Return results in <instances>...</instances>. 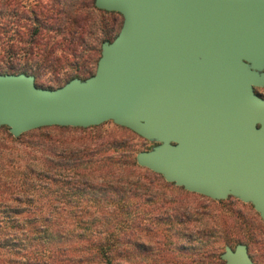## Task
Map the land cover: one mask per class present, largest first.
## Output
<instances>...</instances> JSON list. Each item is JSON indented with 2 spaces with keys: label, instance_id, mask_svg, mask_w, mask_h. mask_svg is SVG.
I'll use <instances>...</instances> for the list:
<instances>
[{
  "label": "water",
  "instance_id": "water-1",
  "mask_svg": "<svg viewBox=\"0 0 264 264\" xmlns=\"http://www.w3.org/2000/svg\"><path fill=\"white\" fill-rule=\"evenodd\" d=\"M122 16L94 73L44 88L0 74V126L18 137L45 126L106 121L156 142L136 162L213 200L251 203L264 222V0H94ZM224 264H253L226 246Z\"/></svg>",
  "mask_w": 264,
  "mask_h": 264
},
{
  "label": "trees",
  "instance_id": "trees-1",
  "mask_svg": "<svg viewBox=\"0 0 264 264\" xmlns=\"http://www.w3.org/2000/svg\"><path fill=\"white\" fill-rule=\"evenodd\" d=\"M115 14L119 13L98 9L94 0H0V74L26 73L36 79L41 66L63 63L72 72L55 87L44 88L60 87L72 78L84 80L95 71L89 67L91 60L96 69L102 43L118 34L121 25L117 26ZM17 63L21 70H16ZM50 128L86 130L45 126L13 137L6 126H0V264H116L115 254L144 252L148 245L137 233L149 230L147 222L132 214L141 204L158 202L154 208L165 207V202L156 200L160 189L155 183L165 187L174 183L139 166V151L129 149L128 137L101 139L95 134L70 140L43 132ZM25 136L27 143L22 141ZM110 149L116 150L115 160L106 154ZM198 197L205 201L198 202L197 209L206 211L190 210L185 217L186 207L178 205L159 210L152 219L164 221L171 229L192 216L195 221L200 216H222L214 211L221 200ZM217 220L202 231L238 223ZM197 234L199 239L211 237ZM228 239L225 235L223 245L212 244L201 256L224 264L218 249L231 247ZM238 243L247 246L242 238H236ZM167 255L172 258L169 251ZM177 263L168 259L154 264ZM126 264L133 263L127 260Z\"/></svg>",
  "mask_w": 264,
  "mask_h": 264
},
{
  "label": "rangeland",
  "instance_id": "rangeland-1",
  "mask_svg": "<svg viewBox=\"0 0 264 264\" xmlns=\"http://www.w3.org/2000/svg\"><path fill=\"white\" fill-rule=\"evenodd\" d=\"M22 1L26 2L27 0ZM114 18L116 19V24L119 27L122 23V16L120 14H115ZM8 41L12 42L13 39L11 38ZM95 56L97 58V54L92 53V57L95 58ZM89 63V67L92 71H94L95 63H93L92 60ZM5 69L6 68H4L3 70ZM21 69V65L17 63L16 70ZM70 72H72V67L64 65L63 63L55 64L52 66H41L39 69H37V76L35 81L41 87H55L56 84L63 82L62 80ZM260 92L262 95H264V87L260 90ZM96 126H99L98 129L92 128L91 126L85 128L86 130H60L57 128H50L44 129L43 132L53 135L55 134L57 136H63L70 140L76 138H92L93 136H95V134H100L101 139L128 137V147L131 150L134 149L135 154L141 150H150L154 145H156V142L146 140L145 138L138 135H134L129 130L123 129L125 127L116 125L112 121H106ZM28 140L29 138H27L26 136L22 138V141L24 143H27ZM106 154H108L109 156H113L112 159L115 160V149H110L106 152ZM155 188L160 189L156 197L157 201H163V203L165 202L163 205L169 209L173 206L175 207L178 205H182L183 207L185 206V217L190 210L194 213L196 210L206 211V209L201 207L197 209L198 202L202 201L204 204L205 201L203 198L198 197L200 194L186 191L185 189L180 188V186H176L175 184L174 186L165 187V185L159 181H157V184L155 183ZM155 205L158 207V202L144 205L141 204L136 209V213L132 214L143 216L142 218L145 220V222H147V229L149 230H142V232L139 231L137 233V236H141L140 240L148 245V248L144 252L142 250H136L129 253H122L120 255L115 254L113 255V258L116 264H126L127 260L133 264H154L155 262L162 263V261H166L168 259L178 261L177 264H215L212 258H203L201 256L202 251L210 248L212 244L223 245V237H225V235L229 238L228 240L231 247H234L236 245V238L244 239V241L247 242L248 252L253 264H264V222L259 216L258 212L253 208L251 203H246L233 196H228L227 198L221 199L220 202L216 203L214 209L215 212L220 213L222 216L213 218L206 216L201 218L200 216V218L197 217V221L194 220L195 216H192L189 217V219L186 221L181 220L178 223L179 225H172L171 229L167 228L168 225L164 221L162 222L156 219H152V217L155 216L159 210L165 208H154ZM67 209L74 210L75 208L72 206H68ZM218 218L228 219L227 221L229 223H238L234 227L227 225L226 228L218 230L215 229V232H213L212 230L202 231V229L206 227L207 229H209L211 226L210 224H212L213 222H219V220H217ZM205 222L211 223L205 224ZM198 232L206 233L208 235H211V237L208 239L206 237L200 236L199 239V236L197 234ZM200 241H212V243L207 244L208 246L199 245ZM200 246H202L203 248H201ZM168 251L170 252V254H172V258H168ZM218 252H223V247H220V249H218Z\"/></svg>",
  "mask_w": 264,
  "mask_h": 264
},
{
  "label": "flooded vegetation",
  "instance_id": "flooded-vegetation-1",
  "mask_svg": "<svg viewBox=\"0 0 264 264\" xmlns=\"http://www.w3.org/2000/svg\"><path fill=\"white\" fill-rule=\"evenodd\" d=\"M264 87V86H263ZM263 87H255L254 88V91L255 93H257L259 96L263 97L264 98V95L261 94L260 90L263 89Z\"/></svg>",
  "mask_w": 264,
  "mask_h": 264
}]
</instances>
